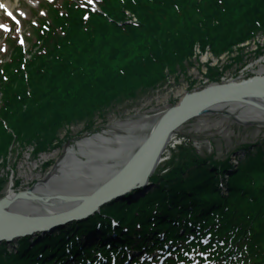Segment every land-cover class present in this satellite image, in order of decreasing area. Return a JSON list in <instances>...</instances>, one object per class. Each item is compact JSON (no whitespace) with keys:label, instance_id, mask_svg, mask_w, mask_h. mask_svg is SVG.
<instances>
[{"label":"trees","instance_id":"trees-1","mask_svg":"<svg viewBox=\"0 0 264 264\" xmlns=\"http://www.w3.org/2000/svg\"><path fill=\"white\" fill-rule=\"evenodd\" d=\"M98 3L101 13L95 14L69 2L63 3L61 11L51 7L48 22L41 24L45 29L40 25L35 32L30 57L25 59L21 48L15 47L9 61L0 65V162L6 164L13 149L30 147L34 158L57 149L68 139V133L59 137L67 126L82 123L84 133L91 132L95 118L104 117L103 111L184 75L186 63L193 64L196 47L200 53L208 48L216 59L223 54L230 57L234 48L239 55L244 52L240 44L264 34V0ZM124 12L133 15L136 23L127 24ZM232 59L241 64L239 56ZM207 68L208 81L220 82L231 66L221 71ZM250 147L252 151L228 175L225 196L215 186L224 169L232 168L229 158H203L184 147L171 156L167 172L151 176L155 191L135 204L107 205L106 212L131 228L141 223L140 233H144L154 212L172 210L167 216L170 223L155 218L154 228L164 230L166 239H180L181 248L170 252L185 264H264V145ZM5 181L0 179V191ZM181 202L184 210L177 207ZM209 204L213 209L205 207ZM189 219L198 223L197 231L177 237L175 223L186 225ZM98 220L108 223L96 217L35 244L20 240L15 252L1 245L0 264H28L43 252L44 256L63 255L65 246L93 231ZM120 237L126 241L128 234ZM140 238V244L150 248L143 240L147 236ZM151 238L155 245L161 244L156 235ZM95 245L103 254L111 247ZM112 245L114 251L117 245Z\"/></svg>","mask_w":264,"mask_h":264},{"label":"rangeland","instance_id":"rangeland-1","mask_svg":"<svg viewBox=\"0 0 264 264\" xmlns=\"http://www.w3.org/2000/svg\"><path fill=\"white\" fill-rule=\"evenodd\" d=\"M3 1L14 8V14H19L20 21H25L29 17L24 24L34 19L30 11L35 9L38 0ZM19 7L24 8L23 13L19 10ZM2 30H6L4 25H0V61H4L8 57L2 40L7 32ZM28 31L29 28L26 25L22 28V25L18 24L16 27L11 28L8 33L28 36ZM253 40L250 41L251 43H244L240 46L243 48V53L238 55L236 48H234L230 57L229 55H222L218 63L217 59L213 58L208 51L200 54L196 50L195 54L197 56L192 59L194 60L193 65L186 63L184 75H179L177 79L172 77L169 81L156 87L154 91L139 92L136 99L134 98L103 111L105 113L103 118H95L94 125L96 126L94 130H98L96 133L103 132L107 136L109 139L107 145L111 148L118 147V140L123 139V137L144 139L168 108L176 105L188 91H198L207 84L208 76H203L206 71V64L209 63L218 67L219 71L224 66H231L230 69L223 71L221 76L225 74L226 78L233 77L234 79L239 76L237 71L243 74V78H248L258 74L260 69L263 70L264 54H257L258 52H264V34H258ZM240 47L238 46V48ZM236 56L242 59L241 64L233 61L232 58ZM190 84H192V88L189 87ZM235 108L232 114L212 111L209 114L191 119L187 124L181 126L170 138L162 154L163 159L158 163L153 173H157L158 169H160V172H167L171 168V166H168L169 157L177 154L179 148L187 147L189 142L193 146V152L199 157L213 158L219 161L230 157L233 162L236 160L234 154L236 148L238 149V147L247 144L249 145L248 149L252 150L253 148L250 145H264V122L239 121L237 118L239 109ZM83 128L82 123H79L78 126L65 127L59 137L62 139L68 133V139L57 146L56 150L42 154L35 159H33V149L30 147L16 151L13 149V152L8 156L7 163L0 162V179L6 178L4 184L9 182V187L7 186L8 188L6 187L0 191V200L6 196L9 188H12L13 193L16 194L26 193V191L33 189L42 182L49 169L57 162L67 147L74 145L80 138L86 136L82 131Z\"/></svg>","mask_w":264,"mask_h":264},{"label":"bare ground","instance_id":"bare-ground-1","mask_svg":"<svg viewBox=\"0 0 264 264\" xmlns=\"http://www.w3.org/2000/svg\"><path fill=\"white\" fill-rule=\"evenodd\" d=\"M258 73L264 76V68ZM262 99L256 102L264 107V96ZM235 107L239 109V121L264 122V112L244 102L227 101L210 107V110L232 114ZM108 141L103 132L80 138L74 145L67 147L49 169L45 179L36 187L20 193L21 196H17L10 188L3 201H0V210L19 214L24 218L47 219L67 213L80 206L83 201L90 202L92 193L99 191L114 178L142 145L143 139L123 137L118 140V147L112 148L107 145ZM146 160L147 157L145 162Z\"/></svg>","mask_w":264,"mask_h":264},{"label":"water","instance_id":"water-1","mask_svg":"<svg viewBox=\"0 0 264 264\" xmlns=\"http://www.w3.org/2000/svg\"><path fill=\"white\" fill-rule=\"evenodd\" d=\"M263 96V75H254L252 78L242 81L210 84L208 87L198 91L187 93L176 106L167 109L166 113L156 121L155 125L149 131V134L143 139L142 145L138 147L132 157L124 164L123 168L112 180L106 183L99 191L92 193L89 197L90 202L83 201L75 209L60 214V216L49 217L47 219L39 217L24 218L19 214L15 215L0 210V243L39 231L41 228H50L54 225H60V223L70 222L74 218H70L69 216L74 212H78L83 217L91 212L89 206L93 202L103 203L104 197H118L127 188L135 187L136 184L146 183L149 176L157 167V164L162 160V153L167 147L170 138L178 128L188 123L190 119L208 114L211 112L210 107L227 101L244 102L264 112V107L256 102L257 100H261ZM146 157L147 160L145 162ZM127 174L128 176L126 177ZM129 174L131 175L129 176ZM110 187L114 189L110 190ZM17 196H21V194H17ZM0 201H3V199Z\"/></svg>","mask_w":264,"mask_h":264},{"label":"snow or ice","instance_id":"snow-or-ice-1","mask_svg":"<svg viewBox=\"0 0 264 264\" xmlns=\"http://www.w3.org/2000/svg\"><path fill=\"white\" fill-rule=\"evenodd\" d=\"M89 3H92V0H88Z\"/></svg>","mask_w":264,"mask_h":264}]
</instances>
